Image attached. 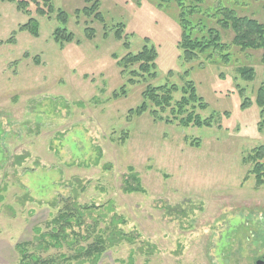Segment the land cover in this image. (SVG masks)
I'll return each instance as SVG.
<instances>
[{"label": "rangeland", "instance_id": "1", "mask_svg": "<svg viewBox=\"0 0 264 264\" xmlns=\"http://www.w3.org/2000/svg\"><path fill=\"white\" fill-rule=\"evenodd\" d=\"M96 1L103 22L85 11L95 0H53L55 12L44 16L33 2L21 11L0 2V264H23L22 244L44 264L264 260V185L248 175L253 165L245 161L264 145V108L256 102L264 85L262 51L231 44L229 64L200 55L185 61L175 7ZM231 1L239 15L264 22V0L210 3ZM33 18L37 36L20 30ZM57 28L74 40L56 42ZM222 32L231 43L234 33ZM145 45L157 52L150 72L119 65ZM244 66L253 67L254 80L241 78ZM190 82L197 100L181 111L177 102L191 95L184 93ZM175 85L164 108L145 94ZM144 103L141 115L130 112ZM190 113L210 125L184 126ZM132 173L144 192L126 191ZM75 204L92 214L82 216L78 234L69 228L63 245L52 246L45 233L67 205L78 212ZM113 218L127 237L111 244ZM102 235L106 249L96 263L75 259L78 245Z\"/></svg>", "mask_w": 264, "mask_h": 264}, {"label": "trees", "instance_id": "2", "mask_svg": "<svg viewBox=\"0 0 264 264\" xmlns=\"http://www.w3.org/2000/svg\"><path fill=\"white\" fill-rule=\"evenodd\" d=\"M15 2L18 9L25 10L28 9L29 5L33 2L36 6V12L40 15H50L55 12V7L52 5L53 0H0V2ZM90 1V0H87ZM158 4V6H163L166 8L175 7L177 10L178 23L181 26V40L179 46L183 50V58L185 61L196 59L197 56H202L208 59L209 61L222 64H229L232 61L230 57V46L231 44L241 47V49H252V50H261L262 53V64L264 65V22L259 21L257 18L239 15L235 7H233L234 2H230V6H215V4L210 3V0H152ZM94 5L90 10L85 9V11L90 15L94 13L101 22L104 21V15L98 10V2L95 0ZM96 12V13H95ZM58 17L64 23L68 21V16L66 12L62 9H59ZM39 22L37 19L33 18L28 23L23 24L20 27V30H29L33 35L37 36L39 34ZM232 31L234 37L231 43L224 42L223 32ZM88 38L92 39L95 31L94 29H87ZM56 42L66 43L74 40V35L72 32L67 31L66 28H57L55 32ZM116 37L122 39L121 30L115 32ZM8 43L13 42L12 37L7 41ZM126 46L128 43H125ZM156 57L157 52L154 47L148 48L147 45L143 47L138 54H127L126 57L119 62L121 67H128V65H139L140 70L144 72H150L151 68L156 66ZM36 63H38V58H36ZM241 78L247 81L254 80V69L253 67H242L240 68ZM189 87V88H188ZM188 87L184 88V93L191 89V95L189 97H183L177 104L180 106L181 111L188 106L190 100L196 101L197 95L192 83H188ZM177 86H172L168 89L166 86L163 87H154L152 90L147 91L145 94L148 95V98L153 100L156 105L168 106L172 100L171 91L177 90ZM259 92L257 95L256 102L260 107L264 108V85L258 88ZM163 91L164 95L159 97L157 92ZM201 107L206 108V104L201 105ZM148 110L146 104H142L140 108L136 111L131 110L130 112H135L138 115H141L143 112ZM209 120H202L200 115H195L194 113L188 114V117L183 118L180 123L188 127L191 123H194L196 126L201 125H210ZM248 163L250 162L253 167L249 170V174L255 175V181L258 187L264 185V145H259V147L254 148V150L248 155L245 159ZM129 179L125 181V189L129 193L133 192H144V188L141 186V180L137 173H132L129 175ZM248 177V176H247ZM71 209H77V211L70 210V207L67 205L64 210L59 212V215L56 216L52 225L53 228L49 232L45 233L50 238V243L52 246L61 247L63 241L68 236V229L71 228L76 233L77 224H82V216L91 215L90 210L83 212L80 210L79 205L75 204ZM94 220L96 218L94 217ZM117 222L119 219L113 218V230L111 232L110 241L111 244L115 242H120L126 238L127 234L122 233L121 230H117ZM71 230V231H72ZM39 232L40 229H37ZM45 234H42L44 236ZM78 234V233H76ZM78 241V240H77ZM74 239V242H77ZM78 243V242H77ZM106 240L103 235L98 237L96 242L90 243L88 246H77V256L75 259H78L80 262L85 259H93L94 263L98 261V257L101 256L105 248ZM20 251H22V262L23 264H44V259H41L35 254V252L28 253L26 250L25 244L19 245ZM29 258V259H28ZM54 264V262L52 263Z\"/></svg>", "mask_w": 264, "mask_h": 264}, {"label": "water", "instance_id": "3", "mask_svg": "<svg viewBox=\"0 0 264 264\" xmlns=\"http://www.w3.org/2000/svg\"><path fill=\"white\" fill-rule=\"evenodd\" d=\"M255 264H264V260L263 259H258Z\"/></svg>", "mask_w": 264, "mask_h": 264}]
</instances>
